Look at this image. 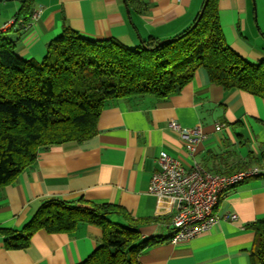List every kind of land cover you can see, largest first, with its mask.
Returning <instances> with one entry per match:
<instances>
[{"label": "crops", "instance_id": "crops-1", "mask_svg": "<svg viewBox=\"0 0 264 264\" xmlns=\"http://www.w3.org/2000/svg\"><path fill=\"white\" fill-rule=\"evenodd\" d=\"M145 11L124 0H34L29 29H16L18 53L42 61L48 45L65 28L102 41L114 38L135 49L141 40L175 38L187 30L205 0H140ZM142 10V9H141ZM37 15V16H35ZM220 23L227 44L250 64L264 59V0H220ZM172 121L183 129L201 128L204 138L190 156ZM227 127L217 131V125ZM162 151L190 168L193 160L213 174L229 175L245 164H259L264 151V98L225 90L199 69L192 82L166 100L131 97L109 103L98 134L41 152L18 179L0 190V228L21 231L49 199L114 204L133 218L150 220L139 228L144 239L162 242L146 249L142 264H250L255 232L264 219V177L227 190L217 207L221 220L190 242L170 241L173 208L149 193ZM111 221L125 224L120 216ZM102 230L81 224L71 233H36L28 248L7 249L0 233V264H80L101 244Z\"/></svg>", "mask_w": 264, "mask_h": 264}, {"label": "trees", "instance_id": "trees-1", "mask_svg": "<svg viewBox=\"0 0 264 264\" xmlns=\"http://www.w3.org/2000/svg\"><path fill=\"white\" fill-rule=\"evenodd\" d=\"M219 1H209L194 29L201 11L187 30L163 45L149 38L130 49L114 38L92 40L65 28L37 61L21 57L9 32L0 34V190L14 183L41 152L95 137L109 103L143 96L166 100L190 84L199 69L227 91L264 98V59L250 64L227 44ZM124 2L139 11L147 8L140 0ZM33 5L34 0H24L16 17L28 22ZM253 166L264 169V151L259 164L240 170ZM115 215L126 223L111 221ZM147 222L114 204L54 198L44 201L21 231L0 228V233L7 236V249H26L41 230L71 233L90 224L101 228L103 238L80 264H142V253L162 242L143 238L139 228ZM248 228L255 232L250 264H264V219Z\"/></svg>", "mask_w": 264, "mask_h": 264}, {"label": "built area", "instance_id": "built-area-1", "mask_svg": "<svg viewBox=\"0 0 264 264\" xmlns=\"http://www.w3.org/2000/svg\"><path fill=\"white\" fill-rule=\"evenodd\" d=\"M30 26L23 18L14 17L0 25V34ZM226 127L219 124L216 130ZM170 128L179 133L188 154L195 155L196 145L204 138L202 129L186 130L176 121L170 123ZM158 164L159 171L151 178L149 193L173 208L170 235L173 244L193 241L211 232L221 220H237L236 214L217 213L221 198L227 190L264 174V169L257 166L229 175L213 174L195 160L190 168H186L181 160L165 151L160 153Z\"/></svg>", "mask_w": 264, "mask_h": 264}, {"label": "rangeland", "instance_id": "rangeland-1", "mask_svg": "<svg viewBox=\"0 0 264 264\" xmlns=\"http://www.w3.org/2000/svg\"><path fill=\"white\" fill-rule=\"evenodd\" d=\"M23 1L24 0H0V25H3L16 17ZM16 29L18 28L9 31L7 35L12 39L15 38L17 35L15 33Z\"/></svg>", "mask_w": 264, "mask_h": 264}, {"label": "water", "instance_id": "water-1", "mask_svg": "<svg viewBox=\"0 0 264 264\" xmlns=\"http://www.w3.org/2000/svg\"><path fill=\"white\" fill-rule=\"evenodd\" d=\"M209 1H210V0H205L204 5H203V8H202V10H201V12H200V14H199L198 20L195 22V24L193 25L192 29H194V28L198 25L199 21L202 19L203 15H204V12H205V9H206V7H207ZM173 41H174V39L162 40V41L159 43V45H163V44H165V43H167V42H173Z\"/></svg>", "mask_w": 264, "mask_h": 264}]
</instances>
